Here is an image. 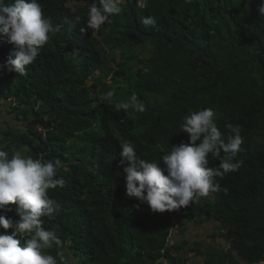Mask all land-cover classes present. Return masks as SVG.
I'll use <instances>...</instances> for the list:
<instances>
[{"label":"trees","instance_id":"1","mask_svg":"<svg viewBox=\"0 0 264 264\" xmlns=\"http://www.w3.org/2000/svg\"><path fill=\"white\" fill-rule=\"evenodd\" d=\"M70 1L83 4L71 12ZM92 2L39 0L59 30L49 33L24 76L3 67L11 45H0V100L12 115L0 127V146L9 155L19 150L33 159L62 162L58 176L65 185L49 190L61 210L55 219L43 218L44 227L57 233L76 264H189L188 252L203 258L200 264L264 259L261 0H146L144 9L132 0L112 23L82 35L79 28ZM148 15L157 19L158 30L140 23ZM110 90L115 95L106 103L102 94ZM133 93L145 111L129 119L115 104ZM208 107L222 132L228 123L242 127L236 159L243 163L216 178L227 192L177 210L182 229L173 233L177 217L132 208L138 200L125 194L120 142L129 140L142 158L160 162L172 145L189 142L180 131L183 118ZM208 159L209 167L219 165L215 157ZM16 208L7 205L0 214L16 220ZM209 222L219 226L209 239L224 246L184 232L189 223ZM5 231L12 229L0 228Z\"/></svg>","mask_w":264,"mask_h":264},{"label":"clouds","instance_id":"2","mask_svg":"<svg viewBox=\"0 0 264 264\" xmlns=\"http://www.w3.org/2000/svg\"><path fill=\"white\" fill-rule=\"evenodd\" d=\"M128 1L132 2L93 0L86 14V23L83 21L79 28L80 33L86 35L91 30L96 34L106 23H112L111 17L120 15ZM71 3L75 6L83 4L82 1H70L67 4L70 10ZM136 4L144 9L146 0H136ZM257 11L264 18V0ZM140 23L145 29L158 30L154 16H143ZM58 30L59 26H54L51 18L44 16L39 0H9L7 3L0 0V45H11L3 67L16 76L26 75V66L36 61L49 40V33ZM108 80L111 78L107 77ZM114 95V91H107L102 100L112 103ZM115 108L123 110L129 119L135 113L145 111V105L135 93L127 102L116 103ZM216 115L211 107L186 115L180 131L188 134L189 142L172 145L171 151L162 155L160 162L142 158L131 141L120 142L125 194L138 200L132 208L157 213L166 219L177 217L173 233L182 229L181 213L177 210L201 201L210 193L227 192L216 178L223 179L228 173L238 171L243 163L236 159L242 151V127L228 123L226 131L222 132L217 126ZM209 155L220 161L218 166L209 167ZM61 167L60 159H33L19 150L9 155L0 146V212L7 205L15 204L19 217L13 220L0 214V228L12 229L10 234L7 231L0 233V264H76V258L63 250L64 242L57 233L44 227L43 218L55 219L61 210V205L49 196V190L65 185L64 177L58 176ZM187 226L189 235L192 226ZM54 247L57 250L55 255L50 251ZM188 262L200 263L195 258ZM256 264H264V259Z\"/></svg>","mask_w":264,"mask_h":264},{"label":"rangeland","instance_id":"3","mask_svg":"<svg viewBox=\"0 0 264 264\" xmlns=\"http://www.w3.org/2000/svg\"><path fill=\"white\" fill-rule=\"evenodd\" d=\"M75 3H71L70 4V7H71V11H74L75 10ZM148 53H147V51L145 52V54L144 55H147ZM116 61L118 62L119 61V59H120V56L119 55H116ZM108 59H110V60H112V57H108ZM107 59V60H108ZM112 64V63H111ZM112 66H114V64H112ZM93 81H89L88 82V84H91ZM108 83H110L111 81H107ZM102 96H103V94H102ZM2 100H0V111H2L3 113H2V116L0 117V127L1 126H5L6 124H5V122L6 121H9V119H11L12 118V115L11 114H7L6 113V107H4V105H2ZM8 104H9V102H8ZM12 123L13 124H17L16 122H14L13 120H12ZM191 226L192 225H190V224H188V226L187 227H189V228H191ZM215 226H217V228H219V226L216 224ZM187 230V229H186ZM214 231H216V233L218 232V230L216 229V230H214ZM188 233V231H186V234ZM199 233V232H198ZM201 236V233H199V237ZM193 237H195V240H197V235L196 234H194V235H192V238ZM214 241V242H218L221 246H224V242L222 241V243H221V240L220 239H218V238H214V239H212V238H210L209 239V241L211 242V241ZM192 242V241H191ZM185 252H183V254H184ZM201 260H203V258H198V261H201Z\"/></svg>","mask_w":264,"mask_h":264},{"label":"crops","instance_id":"4","mask_svg":"<svg viewBox=\"0 0 264 264\" xmlns=\"http://www.w3.org/2000/svg\"><path fill=\"white\" fill-rule=\"evenodd\" d=\"M216 229H218L217 226H214L212 223L204 224L201 226L200 225H196V226L193 225L191 228V230H192L191 234L192 235L196 234L197 237H199V233H201L200 237L207 240V239H209L210 234ZM193 239H195V237H193ZM198 264H200V263H198Z\"/></svg>","mask_w":264,"mask_h":264},{"label":"built area","instance_id":"5","mask_svg":"<svg viewBox=\"0 0 264 264\" xmlns=\"http://www.w3.org/2000/svg\"><path fill=\"white\" fill-rule=\"evenodd\" d=\"M194 253H188L187 255H186V258H187V260H189V261H191L193 258H194Z\"/></svg>","mask_w":264,"mask_h":264}]
</instances>
